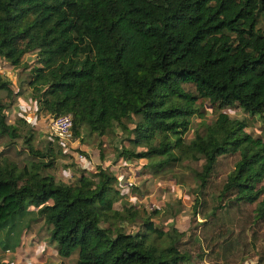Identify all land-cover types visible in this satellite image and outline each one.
I'll use <instances>...</instances> for the list:
<instances>
[{
    "label": "trees",
    "instance_id": "trees-1",
    "mask_svg": "<svg viewBox=\"0 0 264 264\" xmlns=\"http://www.w3.org/2000/svg\"><path fill=\"white\" fill-rule=\"evenodd\" d=\"M28 53L37 55L28 83L38 113L72 114V138L121 126L130 146L118 156L126 160L147 159L157 171L203 160L195 172L201 191L220 158L238 154L219 205L229 211L257 203L264 220V138L224 111L238 106L264 118V0H0V59L19 67ZM0 90L13 92L1 71ZM199 99L219 111L187 140L192 118L203 117ZM7 107L0 99V135L13 141L22 132L8 123ZM134 115L140 120L129 129ZM34 138L30 128L26 148L48 162L21 167L0 158V233L10 238L37 209L61 256L78 249L76 264H192L176 227L166 231L150 215L136 231L120 226L138 215L116 207L115 175L100 167L74 183L60 181L48 170L57 159L51 144L64 142L52 135L43 151ZM19 237L3 250L15 251Z\"/></svg>",
    "mask_w": 264,
    "mask_h": 264
},
{
    "label": "rangeland",
    "instance_id": "rangeland-1",
    "mask_svg": "<svg viewBox=\"0 0 264 264\" xmlns=\"http://www.w3.org/2000/svg\"><path fill=\"white\" fill-rule=\"evenodd\" d=\"M35 65L36 53L26 54L19 67L0 59V71L11 81L13 91L9 94L7 90H0V99L8 106V123H19L22 132L21 137L13 141L7 135H0V158L8 157L21 167L34 160H49L31 155L26 148L24 136L30 128L35 130L34 144L38 149L45 151L53 140L50 129L53 118L45 112L38 113L28 83ZM186 88L196 90L190 84ZM198 104L203 117L192 118L187 140L192 139L197 131L203 132L205 124L215 121L219 111L207 100L199 99ZM224 111L232 118L246 119L250 124L247 132L264 138V118L245 113L238 106ZM139 120L134 115L126 124L132 129ZM128 136L129 133L116 125L103 136L90 135L85 130L84 137L73 138L63 147L53 141L51 145L57 152V159L48 172L71 184L82 172L93 175L100 167L105 168L118 179L116 187L121 199L116 207L119 210H123V205L132 207L138 215L134 221H123L120 226H124L127 232L136 231L143 219L150 215L166 231L173 233V227H176L185 232L180 246L191 255L192 264H264V220L256 216L257 203L240 204L229 211L219 205L222 186L234 169L238 154L221 157L207 187L201 191L195 172L201 170L203 160H186L157 171L148 165L147 159L126 160L118 156L123 145L130 146L126 140ZM143 149L137 148L138 151ZM217 207L214 217L212 213ZM24 219L10 238L5 231L0 233V264L77 263L78 249L70 257L58 253L57 242L51 238V227L41 219L37 209L29 211ZM18 237L21 243L15 251L3 250L1 245L14 243Z\"/></svg>",
    "mask_w": 264,
    "mask_h": 264
},
{
    "label": "built area",
    "instance_id": "built-area-1",
    "mask_svg": "<svg viewBox=\"0 0 264 264\" xmlns=\"http://www.w3.org/2000/svg\"><path fill=\"white\" fill-rule=\"evenodd\" d=\"M52 134L60 141L67 143L73 138V116L72 114H64L52 119L50 124Z\"/></svg>",
    "mask_w": 264,
    "mask_h": 264
}]
</instances>
